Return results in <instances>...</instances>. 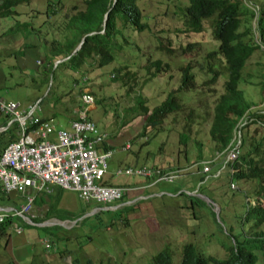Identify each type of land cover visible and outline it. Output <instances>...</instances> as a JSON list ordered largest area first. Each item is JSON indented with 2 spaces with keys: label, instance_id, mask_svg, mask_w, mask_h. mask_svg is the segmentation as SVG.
I'll list each match as a JSON object with an SVG mask.
<instances>
[{
  "label": "rangeland",
  "instance_id": "1",
  "mask_svg": "<svg viewBox=\"0 0 264 264\" xmlns=\"http://www.w3.org/2000/svg\"><path fill=\"white\" fill-rule=\"evenodd\" d=\"M139 4L144 13L152 17L150 32L139 35L129 33L135 50L126 52V61L120 63L119 53L115 50L116 61L111 65L103 69L87 66L85 70L89 75L85 74V70L77 71L76 77L81 78L78 85H74L72 73L65 65H61L62 69L52 75L51 84L44 82L40 54L44 40L35 38L30 42L20 37L11 40L2 34L12 27L13 20V26L18 21L28 20L42 29L51 43L60 38V28L66 18L68 20V15H72L71 8H84L83 0H63L60 13L54 17L46 15L49 9H54L47 0H33L32 4L18 8L23 14L21 19L18 17L16 20H0V99L19 105V110L23 112H30L32 107L40 105L42 111L39 112V117L52 119L57 116L55 120L58 127L67 128L76 118L77 111L67 119L59 116L61 110L55 106L57 100L66 99L67 95L72 94L73 110L79 105L77 99L80 100L86 93H90L93 105L85 104V112L99 131L109 135L110 143L115 146L116 155L110 161L111 170L115 172L128 164L134 166L137 160L139 167L158 165L161 168L181 167L184 161L193 162V159L189 158L188 161L185 158L181 135H187V149L191 150L192 155L196 154V142L205 148L212 146L209 133L211 119L207 116L212 115L214 95L223 91L224 83L221 82L217 93L210 91V95L196 94L194 98L182 95L181 101L186 106L184 113L170 116L161 126L162 132L149 146H144L147 139L139 137L146 118H138L128 128L122 129L126 112L137 106V93L143 95L149 109L158 107L170 93L179 89L181 67L190 61L204 64L208 53L217 47L210 21L205 22L204 31L200 34L181 33L184 28L173 13L179 6L186 5L185 0H141ZM253 4L259 6L261 1L255 0ZM167 11L168 15H164ZM253 26H256V22ZM256 41L258 42V38ZM26 43H34L38 47H28ZM160 44L174 49L175 55L161 54L164 52L157 48ZM188 44L197 46L192 52L181 55V48ZM20 49L27 51L25 56H15ZM120 57L122 59L123 54ZM146 57L154 60L161 58L169 63L172 67L171 73L151 79L153 72L144 60ZM116 69L122 70L117 72L119 75L114 76L111 73ZM261 75H264V53L258 51L248 63L242 85L247 102L256 108L264 105V91L261 86L264 79ZM67 101L68 99L65 103ZM98 102H101L100 106H97ZM188 109L194 112V117L189 121L186 119ZM82 111L81 109L80 112ZM6 125L7 122L0 119V126ZM260 125L252 124L245 131L246 138L249 134L252 139L248 145L264 141V128ZM163 142L166 144L160 151ZM128 144L132 150H123ZM136 155H139V159ZM208 159L210 157L206 156V161ZM187 169H179V175H183L175 178L174 184H158L150 189L148 187L153 182L146 179L116 178L115 184L129 191L125 203L148 197L147 201L138 200L133 206L127 203L126 208L121 207L123 210L120 211L95 212V206L87 207L77 194L62 191L59 210L70 216L66 217V222L48 220L63 218L55 215L48 217L47 207L40 209L38 216L42 221L47 219L46 223L53 225L45 228L30 226L33 232L26 228L27 232L21 236L8 229L7 247L6 236L0 238V264H89V260L93 264H151L152 258L166 247L173 251L174 264H180L183 246L187 244H192L198 253L207 258H225L227 251L223 245L234 242L233 238L239 235L248 237L243 235L245 232H253L249 231V225L240 224V221L249 211L248 199L251 197L248 194L255 192V187L248 184L243 188L244 184L237 182L234 183L237 192H234L227 176L214 178L218 173L215 167L212 177L207 178L199 190V178L194 173L195 166L190 168V174L185 175L190 172ZM183 193L184 196L179 197ZM191 202L193 208H190ZM128 208L134 211H127ZM36 221L40 222L39 219ZM260 230L264 232V226ZM48 243L52 249L47 248Z\"/></svg>",
  "mask_w": 264,
  "mask_h": 264
},
{
  "label": "trees",
  "instance_id": "2",
  "mask_svg": "<svg viewBox=\"0 0 264 264\" xmlns=\"http://www.w3.org/2000/svg\"><path fill=\"white\" fill-rule=\"evenodd\" d=\"M47 1L50 7L54 6V9H49L48 14H46L47 17H54L59 14L61 11L59 8L63 0ZM140 1L83 0L84 8H71L72 15H68V20L66 18L63 27L60 28V38L54 39L51 43H49L50 41L47 35L44 34V31L35 27L28 20L24 22L18 21L14 26L13 20L11 23L12 27L8 29L9 32L6 30L2 35L9 37L11 40L15 37L24 38L30 42L35 38L44 40V43L40 42L42 45L40 54L44 82L51 84L52 75L62 69L60 68L61 65H65V68H69V72L72 73L74 85H78L81 78L76 77L75 73L77 71L85 70L87 66L103 69L111 65L116 61L115 50L119 53V62L126 61L128 59L126 52L135 50L130 41L129 33L139 35L144 32H150L152 17L144 13V9L139 4ZM254 1L185 0L186 5L179 6V9L173 13L174 17L179 18L184 28L181 31L182 34H200L204 31L205 22L210 21L213 40L216 42L217 47L208 53L204 64H195V62L190 61L181 67L179 89L176 92L170 93L158 107L149 109L146 106L143 95L137 93V106L126 112L122 129L128 128L138 118H146L139 137L147 139L144 146H149L162 132L161 126L170 116L182 115L184 113L186 106H183L181 101L182 95L194 98L196 94L210 95V91L217 93L221 82L224 83L223 91L214 95L215 101L212 115L207 116L208 119H211L209 133L212 146L205 148L204 145L196 142V154L192 155L191 150L187 149L186 142L188 137L182 134L181 142L184 144L185 158L188 161L191 158L193 162L189 161L186 163L184 161L181 167L170 168H161L158 165H153L149 166L150 169H161V172L174 174L173 176L177 178L183 175H179V169L184 167L190 170L191 167L195 166L194 173L196 174V178H199L200 190L202 184L207 179V176L202 174L201 164L202 161H206V156L213 159L217 152L223 153L230 145L238 126L244 118L249 117V119L253 120L251 125H264V110L253 112L254 106L247 102L246 94L242 89L249 61L256 52L261 51L264 53L262 50L264 47V0H260L261 4L259 6L254 5ZM32 2L33 0H0V20L8 18L16 20L18 17L21 19L23 14L20 13L18 8L23 5H30ZM74 10L76 11L75 13ZM164 15H168V11ZM255 22L256 26H253ZM46 37L47 39H45ZM257 38L260 43L256 41ZM83 40L82 47L75 53ZM28 45L33 48L38 47L34 43H26V46ZM196 46L197 44L186 45V47L181 48V55L192 52ZM157 48L158 50L162 49L164 53L161 52V54L175 55L174 49L164 44H160ZM25 53H27L26 50L20 49L15 56H25ZM120 54H123L122 59ZM144 60L147 62L149 70L153 72L151 79L171 73V65L162 61L161 58L154 60L151 57H146ZM58 61H62V63L57 66L56 63ZM121 70L116 69L111 74L117 76ZM85 74L89 75V72L85 70ZM200 76H205V78ZM261 76L264 79V75ZM133 81L136 83L135 75H133ZM249 84L251 85L252 83ZM261 86L264 91V83ZM72 97V94L67 95L66 99L60 98L55 104L61 110L59 111V116L65 119L72 116L75 110L82 109L81 99H77L79 105L75 109H71ZM67 99L68 101L65 103ZM100 105L101 102H98L97 106ZM85 108L83 107V110ZM188 111L189 114L186 115V119L189 121L194 117V112L191 109H188ZM56 117L52 118L55 119ZM249 126L244 128L243 133ZM261 127L264 128L263 126ZM62 128L60 127L59 129ZM17 133L18 128L16 124H13L6 132L0 133V156L7 145L18 140ZM249 140L252 141L251 136L248 134L246 138V135H244V146L243 152L241 149V156L239 159L227 164V173L222 176H227L231 184L238 182L244 184L243 188L248 184L255 187V192L248 194L251 197L249 199L253 200L255 206H248L249 211L243 215L240 221V224L249 225V231L252 230L253 232L250 234H246L247 232H245L243 235L248 237L239 235L233 238L234 242H231L227 246L223 245L227 251V256L223 259L214 256L207 258L198 253L197 248L192 244L184 245L180 264H264V232L260 230L264 226V141L253 142L248 145ZM165 144V142L162 143L160 151L163 150ZM105 149L116 150L115 146L110 143L109 138L108 144H105ZM223 156L216 160V163L213 165L214 168L216 165L217 170L223 168ZM136 157L139 159V155H136ZM137 161L134 167H139L137 166ZM168 169H172L174 172ZM230 169L233 170L234 174L230 172ZM190 173L191 170L185 175ZM209 177H212V175L210 174ZM138 179L155 182L153 178ZM163 183L174 184L175 180L171 183L162 182L161 184ZM102 185L108 187L117 186L115 179L112 177H106ZM198 193L200 194V191ZM55 195L49 197L50 211L48 217L55 215L62 217V220H66V217L70 216L59 210L62 194ZM183 196L184 193L179 195V197ZM0 197L15 198L14 196H6L2 193H0ZM40 198L43 202L39 203L44 204L46 202L45 204H48L46 197L42 196ZM190 208H193L192 202L190 203ZM127 211H134V209L128 208ZM14 221L19 222L20 226L24 225L27 230L32 229L23 220L6 219L0 223V238L9 235L7 230L11 229L10 226ZM39 221H42V219H39ZM69 252L70 254L72 253L71 251ZM89 264H93L92 260H89ZM151 264H174L173 251L169 247H166L152 258Z\"/></svg>",
  "mask_w": 264,
  "mask_h": 264
},
{
  "label": "built area",
  "instance_id": "3",
  "mask_svg": "<svg viewBox=\"0 0 264 264\" xmlns=\"http://www.w3.org/2000/svg\"><path fill=\"white\" fill-rule=\"evenodd\" d=\"M89 94L82 98L86 105L93 104ZM41 111L38 105L30 112H23L19 105L0 99V116L8 120L7 127L1 128L0 133L13 124L18 128V140L7 145L0 156V190L5 194H17L24 200L16 209L0 214V222L7 217L20 218L26 224L35 225L33 207L38 196H52L56 189L78 194L86 203L114 205L123 201L127 191L102 185L105 176L110 174V161L116 155V150L105 149L108 134L99 131L84 113H80L79 120L73 121L69 127L59 129L56 120L39 117ZM242 144V133L237 131L228 149L217 154L218 158L225 154L222 170L228 163L239 159ZM129 149V144L123 148L125 151ZM217 159L204 163L205 174L212 172ZM115 177L153 178L158 183H171L175 179L160 169L131 166L118 169ZM232 189H236L235 185ZM11 228L18 235L24 231L16 223H12ZM47 247L51 248V244L48 243Z\"/></svg>",
  "mask_w": 264,
  "mask_h": 264
},
{
  "label": "clouds",
  "instance_id": "4",
  "mask_svg": "<svg viewBox=\"0 0 264 264\" xmlns=\"http://www.w3.org/2000/svg\"><path fill=\"white\" fill-rule=\"evenodd\" d=\"M82 42H84V40L82 41ZM258 43H259V40H258ZM263 49H264V47H263ZM58 62H62V61H58ZM57 62V63H58ZM57 63H56V65H57ZM89 83V82H88ZM88 87V86H87ZM86 87V88H87ZM86 88H84V89H86ZM89 96L91 97V94H89ZM92 98V97H91ZM81 103H82V110H83V107H86V105L83 103V100L81 99ZM93 105V104H92ZM88 106H90V105H88ZM258 109V111H261L262 109H264V105L263 106H261V107H259V108H256V107H254L253 108V112H256V110ZM87 109L85 108V110H83L82 112H80V110H78L77 111V116H76V118L74 119V121H77V120H79V114L80 113H84V114H86V117H87V119H88V121H90V122H92L91 120H89V118H88V113H86L85 111H86ZM0 118H2L1 116H0ZM2 119H4V121H6L7 122V124H8V120L7 119H5V118H2ZM45 120H51V119H45ZM52 120H55L54 118H52ZM253 122V120H251V119H249V117H247V118H244L242 121H241V123H240V125L238 126V128H237V130H236V132H235V136H236V133H237V131H241V133H242V137H243V144H242V147H241V149H242V152H243V146H244V135H245V132L243 133V131H244V128L245 127H247L248 125H251V123ZM93 123V122H92ZM245 123H247L246 125H244ZM263 127H264V125L263 124H261ZM7 127V125L6 126H0V129L1 128H6ZM10 128V127H9ZM63 129H65V128H63ZM7 131V130H6ZM5 131V132H6ZM2 133H4V132H2ZM235 136H233V138H235ZM232 141H233V139H232ZM232 141H231V143H232ZM230 143V144H231ZM230 146V145H229ZM228 146V147H229ZM228 149V148H227ZM226 149V150H227ZM225 150V151H226ZM224 151V152H225ZM218 153H220V154H222L221 152H217L216 154H215V156H214V158L213 159H210V160H207V161H212V160H214V159H217L218 157H217V154ZM2 155V154H1ZM219 159V158H218ZM217 159V160H218ZM207 161H202L201 162V164H202V174H204V175H206L207 176V178H210L209 177V175L212 173H210V174H205V172H204V168H205V162H207ZM216 163V162H215ZM125 166H130V165H125ZM213 166V165H212ZM123 167V166H122ZM131 167H134V166H131ZM143 167H146V166H143ZM215 167H216V165H215ZM121 168V167H120ZM119 168V169H120ZM149 168V167H148ZM213 168H214V166H213ZM227 169L228 168H226L225 170H218V173H217V175L214 177L215 179H219L222 175H223V172H224V174L227 172ZM161 170V169H160ZM213 170V169H212ZM230 172H231V169H230ZM219 173H221L220 174V176H218V174ZM116 174V173H115ZM115 174H108L107 176H105V178L106 177H112V178H114V179H116V178H118V177H115ZM164 174H170V173H164ZM232 174H234V172L232 173ZM174 174H172V176H173ZM105 178H104V180H105ZM118 179H121V178H118ZM126 179H128V178H126ZM136 179H138V178H136ZM175 180V179H174ZM158 184H161V183H158L157 182V180L155 179V182L152 184V186H157ZM232 185H235V184H231V190L232 191H234V192H237L236 191V189L235 190H233L232 189ZM103 186H106V185H103ZM106 187H108V186H106ZM235 187H236V185H235ZM111 188H119V189H122V190H125V191H127L126 189H124V188H121V187H119L118 185L116 186V187H111ZM57 190V189H56ZM63 191V190H62ZM238 191H240V190H238ZM67 192V191H66ZM0 193H2V194H4V195H6V196H18L19 197V199L18 200H13L14 202H18L19 204H18V206L17 207H19V205L20 204H23L24 203V200H23V198H21L19 195H17V194H14V193H12V194H5V192H3V191H1L0 190ZM72 193V192H71ZM75 194V193H74ZM196 194V193H195ZM55 195V194H54ZM54 195H52V196H54ZM78 195V194H77ZM129 196V191H127L126 192V196H125V198H124V200L123 201H121V202H119V203H116V204H114V205H100V204H96V203H86V202H84L85 203V205L87 206V207H89V206H91V205H95V212H97V211H100V212H102V211H120V210H123V209H121V207H125L126 208V204L127 203H130V205H132L134 202H137L138 200H146L147 201V199H145L144 197H140V198H138L137 200H133V201H128V202H126L125 203V199L127 198ZM40 197H42V196H40ZM39 196H38V199L40 198ZM43 197H46L47 198V200H48V198L49 197H51V196H43ZM78 197H79V195H78ZM38 199H37V201H38ZM79 199L81 200V198L79 197ZM37 201H36V203H34V207H36V204H37ZM249 202H248V205L249 206H255V203L253 202V201H251V200H248ZM81 202H83L82 200H81ZM142 203L143 202H145V201H141ZM140 203V202H139ZM138 203V204H139ZM14 206H16V204L14 205ZM133 206V205H132ZM17 207H15L14 209H16ZM34 207H33V211H34V213H35V215H36V218L34 219V223H35V225H29V224H26L24 221V223L27 225V226H33V227H43V228H45V227H49V226H51V225H53V224H47L46 223V221H47V219L46 220H44V221H40V222H37L36 220H38V219H40V217L38 216V213L37 212H35V210H34ZM100 208H101V210H100ZM124 208V209H125ZM134 208H136V207H134ZM10 210H12V209H5V208H3L2 206H0V214H6V212H8V211H10ZM6 219H8V217L7 218H5L2 222H4ZM14 219H20V218H14ZM10 220H13V219H10ZM21 220V219H20ZM48 220H52L53 222H55L56 220H57V222L58 221H60V222H66V221H64V220H59V219H57V218H55V219H48ZM2 222H0V223H2ZM56 222V223H57ZM67 222H70V221H67ZM13 223H16L19 227H21V228H23V233H21V234H16L15 233V231H14V229L13 228H11L12 229V231H13V233L15 234V235H17V236H21V235H24L27 231H26V229H25V226L23 225V226H20L19 224V222H17V221H14ZM12 225V224H11ZM60 225V224H59ZM11 227V226H10ZM10 229V228H9ZM8 244H9V235L8 236H6V241H5V247H7L8 246ZM48 248V247H47ZM51 248H52V246H51ZM51 248H49V249H51ZM66 252V251H65Z\"/></svg>",
  "mask_w": 264,
  "mask_h": 264
},
{
  "label": "crops",
  "instance_id": "5",
  "mask_svg": "<svg viewBox=\"0 0 264 264\" xmlns=\"http://www.w3.org/2000/svg\"><path fill=\"white\" fill-rule=\"evenodd\" d=\"M0 119H2V118H0ZM2 120H4V119H2ZM128 165H130V164H128ZM116 172H117V170H116ZM115 172V170H111V167H110V174L112 175V174H115L116 173ZM154 186H152V184L148 187V189H150V188H153ZM60 190V191H59ZM64 192V191H63ZM63 192H61V189H57L56 190V192H55V194H57V193H63ZM15 198H2V197H0V201H1V203H2V207L3 208H5V209H14L15 207H17L18 206V202H14L13 200H18L19 199V197L18 196H14ZM148 198V197H147ZM147 198H145V199H147ZM39 202H43V200L41 199V198H39L38 199V201H37V204H36V207H34V210H35V212H39L40 211V209H43V208H47L48 207V209L50 208L49 207V203H50V201H49V198H48V204H41V203H39ZM16 204V206H14ZM94 205V204H93ZM95 206V205H94ZM100 210H101V208H100ZM49 211H50V209H49ZM28 231V230H27ZM29 232H33L32 230H30ZM35 235H34V233H33V235H32V237H34ZM53 248V247H52ZM51 248V249H52ZM61 251V250H60ZM63 253V252H62Z\"/></svg>",
  "mask_w": 264,
  "mask_h": 264
},
{
  "label": "water",
  "instance_id": "6",
  "mask_svg": "<svg viewBox=\"0 0 264 264\" xmlns=\"http://www.w3.org/2000/svg\"><path fill=\"white\" fill-rule=\"evenodd\" d=\"M82 45H83V42L81 43V45L77 48V50L75 51V53L78 51V50H80V48L82 47ZM59 63V62H58ZM57 63V64H58ZM200 198H201V196H199Z\"/></svg>",
  "mask_w": 264,
  "mask_h": 264
},
{
  "label": "bare ground",
  "instance_id": "7",
  "mask_svg": "<svg viewBox=\"0 0 264 264\" xmlns=\"http://www.w3.org/2000/svg\"><path fill=\"white\" fill-rule=\"evenodd\" d=\"M53 222V221H52Z\"/></svg>",
  "mask_w": 264,
  "mask_h": 264
}]
</instances>
